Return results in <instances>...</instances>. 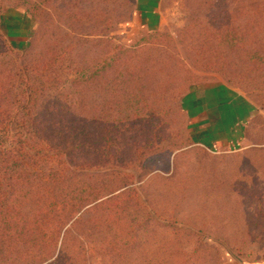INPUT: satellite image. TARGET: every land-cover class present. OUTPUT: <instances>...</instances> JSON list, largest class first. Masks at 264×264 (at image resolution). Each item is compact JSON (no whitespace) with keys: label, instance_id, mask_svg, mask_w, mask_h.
I'll use <instances>...</instances> for the list:
<instances>
[{"label":"rangeland","instance_id":"rangeland-1","mask_svg":"<svg viewBox=\"0 0 264 264\" xmlns=\"http://www.w3.org/2000/svg\"><path fill=\"white\" fill-rule=\"evenodd\" d=\"M209 1L154 0L153 7H150L154 26L148 29L136 20V0H0V34L5 41V50L0 57L6 55L16 60V65L27 63L38 70L48 60L55 59L53 80L51 86H47L46 94L75 98L78 102L80 91L84 90L82 102L70 108L74 112L83 106L89 115L93 113L90 97L94 94V87H84L86 81L81 77L87 68L116 52L117 48L131 47L155 31L174 38L180 58L194 72L195 76L186 89L194 86L204 89L199 92L201 97L195 100L190 96L184 98V95L182 110L166 118L163 133L158 136L159 142H154L158 155L154 154L145 168L151 170V176H143L138 168L120 166L119 163L116 169L126 173V178L103 180L107 189L128 181L123 187L127 191L118 195L115 202L103 205L105 214L113 211V217L108 221L101 217L104 222L94 221L93 224L101 225V235L92 234L90 240H82L72 232L65 235L66 249L70 253L76 249L75 264H106L111 258L109 245L117 241L118 244L134 242L139 256L145 255L143 250L137 249V245L143 246V242L169 243L168 251L174 254L154 258L155 264H236L242 259L254 258L264 250V150L257 155H262V161L253 166L251 172L244 168L235 174L231 171V166L246 156L248 147L264 142V107L219 72L195 69L181 40L187 36H180L186 28L199 34L205 30L217 32L218 27L209 26L205 16H199L203 17L200 18L204 21L202 25L199 19H193L207 8ZM245 5L248 8L247 0H226L225 8L230 15L237 14L230 22L225 21L232 32L230 38L237 36L235 42L229 47L221 43L227 50L231 47V56L241 55L244 50L252 51L246 39L249 17ZM32 36H35V42L33 40L32 46L28 47ZM261 71L264 74V70ZM112 78L109 73L106 88H120ZM121 80L118 78L117 82ZM222 88L232 89L239 96L233 95L234 102L225 104L226 92ZM213 90L219 91L216 94ZM102 97L107 99L105 94ZM128 100L129 94L123 91L106 107H99L96 100L94 105L98 106L96 112H102L109 119L118 115L113 114L114 111H119L121 116L132 112L127 106ZM221 102L228 109L218 117L224 120L218 125L229 130L228 137L205 139L194 136L192 131L200 128L197 116L200 110ZM132 103L135 114L140 116V101L134 99ZM139 126V122H132L128 127L133 132L128 133L129 136L136 138L143 134L136 131ZM213 128L212 132L217 131ZM5 139L6 145L13 144L11 135ZM213 145L218 151L213 150ZM217 173L221 176L217 177ZM222 177L229 179L235 187L217 185L216 179ZM144 208L149 212L148 221ZM144 222H149V227L145 228ZM159 224L166 227H150ZM179 230L184 233L177 232ZM152 244L149 247H154Z\"/></svg>","mask_w":264,"mask_h":264},{"label":"trees","instance_id":"trees-1","mask_svg":"<svg viewBox=\"0 0 264 264\" xmlns=\"http://www.w3.org/2000/svg\"><path fill=\"white\" fill-rule=\"evenodd\" d=\"M247 1L246 39L251 52L244 50L233 57L229 55L231 47L225 49V45L231 46L237 38H230L231 31L226 27L225 21L230 22L237 15H230L225 8L226 0H210L207 8L193 18L202 25L204 21L200 18L205 16L209 26L218 27L217 32L205 30L199 34L186 28L180 36H187L181 40L195 69L219 72L264 107L261 71L264 70V0ZM33 40L35 36L28 47ZM174 41L170 34L155 31L135 45L117 48L116 52L90 64L85 75H81L86 81L84 87H94L90 115L83 106L76 112L70 109L82 102L84 90L80 91L78 102L75 98L46 94L53 80L55 59L48 60L38 70L27 63L16 65V60L6 55L0 57V264H75L76 249L72 253L66 249L65 235L76 233L82 240H90L92 234L101 235L102 227L93 224L94 221L104 222L113 217V211L105 214L103 205L115 202L118 195L127 191L123 187L128 181L107 189L103 180L126 178V173L116 169L119 163L138 168L143 176L152 175L145 168L153 155H158L154 142H159L166 118L182 110V98L189 88L186 87L195 76L180 58ZM4 42L0 34V56L5 50ZM109 73L120 88H106ZM118 78L122 80L117 82ZM123 91L129 94L127 106L132 112L121 116L119 111H114L118 115L109 119L96 112L98 106L106 107ZM131 99L140 101V116L135 114ZM132 122L140 123L136 131L143 134L136 138L130 135V140L128 133L133 130L128 126ZM8 135L13 137L12 145L4 142ZM256 143L245 150L244 158L231 166L233 174L243 168L251 172L262 161L264 157L260 159L262 155H257L264 150V142ZM216 180L217 185L235 187L225 177ZM144 210L148 221L149 212ZM144 226L149 227V222H144ZM118 243L109 245L111 258L106 264H155L154 258L174 254L168 251L170 244L165 241L137 245L145 253L143 256L136 254L134 242ZM151 244L155 248L149 247Z\"/></svg>","mask_w":264,"mask_h":264},{"label":"crops","instance_id":"crops-1","mask_svg":"<svg viewBox=\"0 0 264 264\" xmlns=\"http://www.w3.org/2000/svg\"><path fill=\"white\" fill-rule=\"evenodd\" d=\"M136 11H135V15H136V20L138 22L141 23V25L143 27H146L148 29H151L152 26H154V23L151 21L153 20V9L151 10L150 7H153L154 5V0H136ZM142 6V7H141ZM141 7V8H140ZM226 88H228L227 85H224ZM226 88H222L223 92H226V96L224 97L223 101L225 102V104H229L230 102H234L233 95H237L238 93H234V91L232 89L227 90ZM204 89H200V87H196L194 86L192 89L188 90V92H186L184 98L186 96H190V99H197L199 96V92H201ZM219 90H213V92H215L217 94ZM231 96V97H229ZM239 96V95H237ZM224 102L218 103V105H213L212 108H207V109H201L200 112L197 114V116L199 117L200 121L198 122L200 125V128L194 129L192 131V134L194 136H198L199 137H204L205 139H218V138H222L223 135L225 137H228L229 134V130H226L227 128L222 125L219 126L218 124L224 122V120L218 118L220 115H222L223 113H225V111H227L228 107L224 104ZM247 106V105H246ZM249 107V106H248ZM251 108V106H250ZM249 108V109H250ZM255 109V108H254ZM220 119V120H219ZM211 127H214L213 129L217 128V131H213ZM221 129V130H220ZM217 132H220L222 135H218ZM208 137V138H207ZM238 137V135H237ZM241 138V137H240ZM236 264H264V250L259 252L258 255L254 258L251 259H242L241 261H239Z\"/></svg>","mask_w":264,"mask_h":264},{"label":"built area","instance_id":"built-area-1","mask_svg":"<svg viewBox=\"0 0 264 264\" xmlns=\"http://www.w3.org/2000/svg\"><path fill=\"white\" fill-rule=\"evenodd\" d=\"M212 148H213L214 151H218V148L216 147V145H213Z\"/></svg>","mask_w":264,"mask_h":264}]
</instances>
